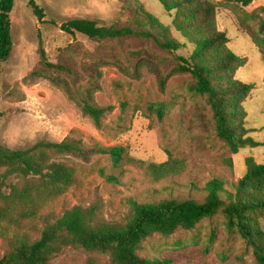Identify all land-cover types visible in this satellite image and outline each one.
Masks as SVG:
<instances>
[{
  "label": "rangeland",
  "instance_id": "obj_1",
  "mask_svg": "<svg viewBox=\"0 0 264 264\" xmlns=\"http://www.w3.org/2000/svg\"><path fill=\"white\" fill-rule=\"evenodd\" d=\"M29 1L14 0L10 14L13 48L0 64V145L27 150L38 143L70 140L80 143L84 154L47 153L49 162L74 170L75 183L47 201L35 217L0 221V259L9 240L39 239L46 222H55L76 206H96L98 221L124 224L131 213L130 199L140 204L203 202L213 179L222 181L226 199L245 177L247 158L264 164V58L254 39L264 36V0L248 6L239 0H194L183 9L187 17L178 10L166 11L158 0H33L44 11L42 20ZM197 7L201 12L211 7L210 19L196 14ZM72 19L133 33L104 40L68 34L61 25ZM212 34L227 40L201 52L206 64L215 67L229 52L238 57L228 70H214L213 86L225 89L240 82L252 87L246 98L232 101L244 108L248 137L260 145L236 154L218 137L208 95L195 91L190 71L199 61L195 42ZM84 102L105 110L100 127L84 112ZM114 146L125 149L117 166L97 150ZM167 162L176 175L157 179L147 170ZM17 182L13 176L6 181ZM249 218L264 234V211ZM251 240L218 213L191 230L154 234L136 253L169 264H259ZM50 264H111V257L69 247Z\"/></svg>",
  "mask_w": 264,
  "mask_h": 264
},
{
  "label": "trees",
  "instance_id": "obj_2",
  "mask_svg": "<svg viewBox=\"0 0 264 264\" xmlns=\"http://www.w3.org/2000/svg\"><path fill=\"white\" fill-rule=\"evenodd\" d=\"M166 11L178 10V15L187 17L183 9H189L194 0H158ZM243 6H248L254 0H239ZM33 12L39 20L44 17V11L33 1H29ZM14 0H0V64L6 62L13 48L11 36L10 14ZM194 12L210 19L213 11L206 7ZM155 23L156 19L146 14ZM202 17V16H201ZM260 32L264 34V20L260 21ZM68 33H80L90 39H114L132 34L129 28L114 26H99L94 20L72 19L61 25ZM255 41L264 58V36H255ZM223 34H212L208 38L196 41L198 62L190 67L196 79L195 91L208 95L209 103L216 121L217 135L225 140L231 151L236 154L247 147H257L260 144L248 137L251 130L245 127L246 112L238 102L233 105V98H246L252 87L240 82H234L228 87L218 89L213 86L214 70L226 71L238 60L229 52L225 61L215 67L206 64L201 52L211 50L216 44L226 42ZM163 46L176 49V44ZM231 103V105H229ZM84 112L89 115L97 127L101 126L104 109L83 103ZM159 115L162 111L159 110ZM2 114L0 113V120ZM236 120L239 122L236 123ZM236 123V124H233ZM103 155L111 158L117 166L125 153L123 147H98ZM84 154L80 143L64 140L60 143H38L27 150H10L0 145V221H13L35 217L40 208L49 200L63 194L75 183L74 170L64 163L49 162L47 153ZM247 173L237 186L235 194L226 193L223 199L222 181L213 179L206 185L207 196L203 202L194 199L179 201L176 199L162 200L158 203L140 204L128 200L130 216L126 223H107L96 219L97 208L76 206L66 211L55 222H46L39 239L16 237L9 240L8 251L0 259V264H50L51 260L64 249L81 248L91 253L110 254L111 264H169L138 256L136 251L141 243L154 234L170 236L179 229L191 230L202 219L222 213L228 224L238 228L253 240L256 261L264 264V236L257 221L249 216L264 211V164H258L254 158L246 159ZM147 170L158 178L176 175L177 170L170 163L160 166L149 165ZM16 177L15 184H7L10 177ZM108 181H115L113 176H107ZM9 188V193L4 192ZM252 223V224H251ZM250 226L248 228V225ZM259 242H256L258 240Z\"/></svg>",
  "mask_w": 264,
  "mask_h": 264
}]
</instances>
